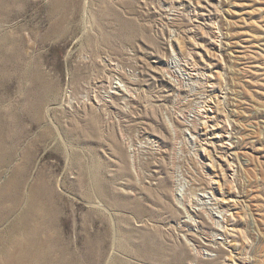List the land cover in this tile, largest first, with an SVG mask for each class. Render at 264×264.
I'll list each match as a JSON object with an SVG mask.
<instances>
[{
	"label": "rangeland",
	"instance_id": "rangeland-1",
	"mask_svg": "<svg viewBox=\"0 0 264 264\" xmlns=\"http://www.w3.org/2000/svg\"><path fill=\"white\" fill-rule=\"evenodd\" d=\"M0 66V264L28 214L33 264H264V0H0Z\"/></svg>",
	"mask_w": 264,
	"mask_h": 264
},
{
	"label": "bare ground",
	"instance_id": "bare-ground-1",
	"mask_svg": "<svg viewBox=\"0 0 264 264\" xmlns=\"http://www.w3.org/2000/svg\"><path fill=\"white\" fill-rule=\"evenodd\" d=\"M1 51H3V50H1ZM1 54H2V52H1ZM6 57V56H5ZM14 60V59H13ZM12 61V60H11ZM3 65V64H2ZM6 65V64H5ZM4 66V65H3ZM1 68H3V67H1L0 66V69ZM5 69V68H4ZM2 70V69H1ZM3 76V75H2ZM8 77V76H7ZM2 79V78H1ZM1 118V117H0ZM2 126H3V122L2 121H0V130L2 129ZM6 130V129H5ZM4 130V131H5ZM2 212V211H1ZM1 217V216H0ZM1 219V218H0ZM28 222H29V214L26 216V217H24L23 218V222H22V227L24 226V228H22L21 226V228L22 229H25V230H27V231H25L26 232V236L23 238V239H21L20 240V242H18L17 243V247H16V250H14L15 249V246H14V248L13 249H11V250H14V251H18V253L17 254H19L17 257H15L14 255H13V253L12 254H7V257L10 259V261L12 260V259H14V261H15V263L14 264H33V263H35V261H39L40 263L43 261V263L44 262H46V261H44V260H41V259H43L44 257H46V255L44 256V252L43 251H45L44 250V243H45V241H43V240H41L40 238H39V236H38V230H37V232L36 231H33V230H30V227H29V224H28ZM0 223H1V221H0ZM19 223H21V222H19ZM16 227V226H15ZM19 227V226H18ZM19 227V228H20ZM16 229H17V227H16ZM20 232V231H19ZM22 233H24V231H22ZM21 233V234H22ZM25 234V233H24ZM48 242V241H47ZM46 242V243H47ZM58 245V244H57ZM55 246V247H58V246ZM65 248V247H64ZM64 248L63 249H60V251L61 250H64ZM0 249H2V248H0ZM55 249V248H54ZM66 249V248H65ZM58 250H59V248H58ZM57 250V251H58ZM67 250V249H66ZM10 251V250H9ZM54 251V250H53ZM43 252V253H42ZM59 252V251H58ZM64 252V251H63ZM68 252V251H67ZM9 253H11V252H9ZM53 253V252H52ZM51 253V254H52ZM65 253H66V251H65ZM64 253V254H65ZM0 254H1V252H0ZM16 254V253H15ZM55 254H56V251H55ZM55 254H54V256H55ZM67 254H69V252L67 253ZM3 256H4V254H3ZM5 256H6V254H5ZM47 256H48V254H47ZM52 256H53V254H52ZM51 256V257H52ZM60 256V254L58 253V257ZM61 256H62V252H61ZM50 257V256H49ZM50 257V258H51ZM57 257V258H58ZM65 257V256H64ZM67 257V256H66ZM4 258V257H3ZM48 258V257H47ZM8 259V260H9ZM54 259H56V258H54ZM63 259H65V258H63ZM70 259V258H69ZM4 260H6V259H4ZM41 260V261H40ZM48 260H49V258H48ZM61 261V260H60ZM65 261H66V259H65ZM73 261V260H72ZM71 261V262H72ZM8 262V261H7ZM52 262V261H51ZM50 262V263H51ZM58 262H59V260H58ZM67 262V261H66ZM37 263V262H36ZM54 263V262H53ZM56 263V262H55ZM60 263V262H59ZM13 264V263H12ZM47 264V263H46ZM49 264V263H48ZM60 264H66V263H60Z\"/></svg>",
	"mask_w": 264,
	"mask_h": 264
}]
</instances>
